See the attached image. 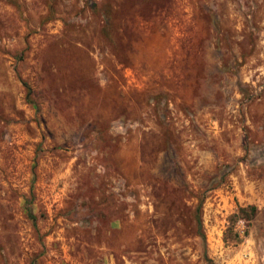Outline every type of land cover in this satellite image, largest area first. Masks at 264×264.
<instances>
[{"label":"rangeland","instance_id":"obj_1","mask_svg":"<svg viewBox=\"0 0 264 264\" xmlns=\"http://www.w3.org/2000/svg\"><path fill=\"white\" fill-rule=\"evenodd\" d=\"M227 257L264 264V0H0V264Z\"/></svg>","mask_w":264,"mask_h":264},{"label":"built area","instance_id":"obj_2","mask_svg":"<svg viewBox=\"0 0 264 264\" xmlns=\"http://www.w3.org/2000/svg\"><path fill=\"white\" fill-rule=\"evenodd\" d=\"M233 232L235 234H237V236L241 239H245L246 237V234H247V224H246V221L243 219V218H240L236 221V223L234 224L233 226ZM245 244V241L243 240L240 244H239V248H241L243 245ZM241 246V247H240ZM250 249H242L241 250V253H242V256H243V259L244 260H247L249 255H250ZM228 258V257H227ZM229 259V258H228ZM228 259L227 260H223V262L225 264H228Z\"/></svg>","mask_w":264,"mask_h":264},{"label":"crops","instance_id":"obj_3","mask_svg":"<svg viewBox=\"0 0 264 264\" xmlns=\"http://www.w3.org/2000/svg\"><path fill=\"white\" fill-rule=\"evenodd\" d=\"M251 246H252V244H250L249 239L246 238V239H245V244H244L242 247L240 246L241 249L239 250V252H241L242 249H246V250H247V249H250L249 251L252 252V250H251ZM228 262L230 263V262H231V259H230V260L228 259Z\"/></svg>","mask_w":264,"mask_h":264},{"label":"trees","instance_id":"obj_4","mask_svg":"<svg viewBox=\"0 0 264 264\" xmlns=\"http://www.w3.org/2000/svg\"><path fill=\"white\" fill-rule=\"evenodd\" d=\"M246 209H244V208H239L238 209V213H236V214H234L233 215V217L235 218V221L233 222V225L236 223V221L238 220V219H240V218H242V217H239V215H237V214H242V213H244V211H245Z\"/></svg>","mask_w":264,"mask_h":264}]
</instances>
